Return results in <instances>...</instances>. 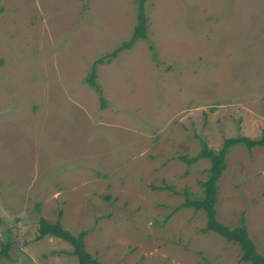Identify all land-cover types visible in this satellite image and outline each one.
<instances>
[{"label":"rangeland","instance_id":"1","mask_svg":"<svg viewBox=\"0 0 264 264\" xmlns=\"http://www.w3.org/2000/svg\"><path fill=\"white\" fill-rule=\"evenodd\" d=\"M147 39L97 66L133 32L136 0H0V264H77L69 242L38 238L40 218L99 264H248L203 211L200 140L264 128V0H146ZM218 183V221L264 257V147L240 143ZM160 187V190L155 189Z\"/></svg>","mask_w":264,"mask_h":264},{"label":"trees","instance_id":"2","mask_svg":"<svg viewBox=\"0 0 264 264\" xmlns=\"http://www.w3.org/2000/svg\"><path fill=\"white\" fill-rule=\"evenodd\" d=\"M137 2V18L133 32L128 40L123 41L118 46L112 48L110 52L98 57L91 65L90 70L84 77L85 83L93 89L99 96L101 108H105L106 102L103 97V90L98 83L97 66L107 64L112 61L119 51L130 49L133 44L139 39H147V22L148 18L145 12L146 0H136ZM244 144L248 149L255 146L264 147V128L262 136L257 139H251L246 136L229 137L226 138L222 148L213 150L207 147L204 141L200 140L199 151L191 156H179V159L186 164H191L199 159H206L208 167L205 169V179L199 183L200 198L185 200L180 203L174 210L177 209H192L195 211H203L206 213L207 221L202 232L215 231L225 237L229 242L236 244L240 250V260L248 264H264V257L261 255L248 235L245 219L241 217L240 223L237 227L230 226L218 221L217 217V203H218V183L222 177L224 170L227 167V154L230 149L237 144ZM160 190V187H155ZM88 231L82 230L77 234L65 229L60 220V215L54 222H49L43 217L40 218V228L38 238L41 239L45 235H52L69 242L72 246L71 253L77 258V264H99L98 260L91 256L85 248V236ZM8 244H3L0 249V260L8 257Z\"/></svg>","mask_w":264,"mask_h":264}]
</instances>
